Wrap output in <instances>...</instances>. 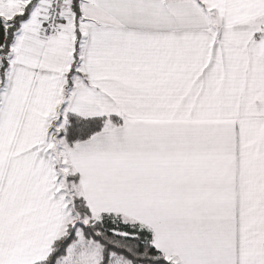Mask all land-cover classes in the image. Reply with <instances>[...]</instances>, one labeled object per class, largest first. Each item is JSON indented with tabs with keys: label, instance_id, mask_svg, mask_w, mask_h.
Wrapping results in <instances>:
<instances>
[{
	"label": "snow or ice",
	"instance_id": "6c2138e0",
	"mask_svg": "<svg viewBox=\"0 0 264 264\" xmlns=\"http://www.w3.org/2000/svg\"><path fill=\"white\" fill-rule=\"evenodd\" d=\"M0 264H264V0H0Z\"/></svg>",
	"mask_w": 264,
	"mask_h": 264
}]
</instances>
